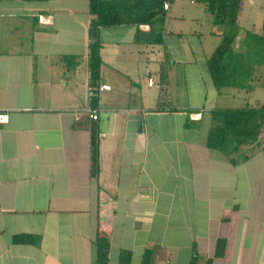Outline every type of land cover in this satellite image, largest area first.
Wrapping results in <instances>:
<instances>
[{"label": "crops", "instance_id": "0c3cea01", "mask_svg": "<svg viewBox=\"0 0 264 264\" xmlns=\"http://www.w3.org/2000/svg\"><path fill=\"white\" fill-rule=\"evenodd\" d=\"M242 10L243 0L238 19ZM90 20L88 0H0V113L8 118L0 123V264H95L97 230L108 235L107 264L122 251L142 264L147 247L151 264H264V134L242 144L235 163L207 147L210 111L228 108L215 107L208 55L169 46L189 67L163 76L164 35L146 44L135 41V26L99 28V83L110 90L98 92L93 121L85 111ZM177 80L186 94L179 106L163 95ZM198 81L213 90L207 105L208 94L197 105L190 98ZM254 102L247 106L264 97ZM19 234L33 242L13 243Z\"/></svg>", "mask_w": 264, "mask_h": 264}, {"label": "trees", "instance_id": "16d2710c", "mask_svg": "<svg viewBox=\"0 0 264 264\" xmlns=\"http://www.w3.org/2000/svg\"><path fill=\"white\" fill-rule=\"evenodd\" d=\"M33 1V0H27ZM41 1V0H36ZM164 0H88L89 23L88 72L89 87H97L99 83L101 42L98 30L103 27L131 25L137 28L135 41L146 44L161 43V33L156 30V24L163 22V14L168 11L162 8ZM174 0H169V4ZM242 0H193L190 3H200L204 11L211 17L213 26H220L222 31L216 46L206 58L208 72L215 90L221 93L226 88L253 90L264 87V78H256L257 67L264 66V6L261 32L245 30L240 42L241 51L235 50L239 29L238 15ZM189 2V1H188ZM147 25L148 31L140 26ZM73 64H70L72 66ZM98 93L89 98L90 106L97 107ZM211 126L206 145L220 151L235 163L234 154L238 148L248 142L259 141L264 134V105L245 108H213L210 111ZM96 127L90 128V174L99 173V137ZM97 178V177H93ZM34 237L19 234L13 237V243H32ZM95 264H107L108 235L97 230L95 236ZM219 248V244H218ZM217 248L216 255L219 254ZM153 250L147 247L143 254L142 264H151ZM130 253L122 251L118 264H130ZM190 264H197L193 258Z\"/></svg>", "mask_w": 264, "mask_h": 264}, {"label": "rangeland", "instance_id": "374dc122", "mask_svg": "<svg viewBox=\"0 0 264 264\" xmlns=\"http://www.w3.org/2000/svg\"><path fill=\"white\" fill-rule=\"evenodd\" d=\"M263 6L264 0H243V10L238 19L239 36L242 35L246 29L251 31L257 30V32L261 31L260 22L263 17ZM162 18L163 22L156 24V30L162 34L161 38L164 35L163 43L161 44L162 49L166 54L163 59V76L166 74L169 77H174L177 71L178 74H180L182 68L189 67V65H186L183 62L178 64V61H174L176 59H172L171 53L169 54V46L178 50V45H180L187 52H190V48H192L194 52L195 49L198 51L201 48L204 53L210 55L219 41L220 36L208 33V21L211 20V17L206 11H204V8L200 3H190L187 0H174L170 10L165 12ZM174 53L177 55L180 51ZM154 60L158 64L159 61H162L158 55L154 57ZM150 63L151 62L149 61V64ZM195 65L197 67L203 65L201 57L196 60ZM157 76L159 77V75ZM256 78H264V66L257 67ZM179 81L177 80V82ZM173 82L174 81L170 82V86H168L167 83L165 84L163 95L172 98L173 104L179 106L185 101L186 94L184 93L180 82L176 86H174ZM253 83L256 87L251 91L236 88L223 89L222 93L219 94V97H216L215 99V107L224 106L238 109L245 107L255 108L256 105L247 106V104L250 102H252L251 104L258 102H254L255 99L261 100V97H264V88L258 86V81H254ZM193 86L192 89H194V92L190 97L191 100H193V103L195 105L199 104L208 94L205 101L207 105L209 100L212 99L210 97L213 95V90H208L207 85H205L204 88L203 84L199 81L196 84H193ZM168 87L169 89H167ZM206 89L208 90V93Z\"/></svg>", "mask_w": 264, "mask_h": 264}, {"label": "built area", "instance_id": "2783aa9c", "mask_svg": "<svg viewBox=\"0 0 264 264\" xmlns=\"http://www.w3.org/2000/svg\"><path fill=\"white\" fill-rule=\"evenodd\" d=\"M189 2H192L193 0H187ZM162 8L164 10H168L170 8V4H169V0H164L163 3H162ZM41 22H42V17H39V19ZM148 85H152L153 84V81L152 79H149L148 80ZM103 90H110V86L109 85H105V84H99L96 88L94 87H89L88 88V97L91 98L93 96H95L99 91H103ZM86 114L88 115V117L91 119V120H97L98 118V113H97V109L96 108H93L92 106H88L86 109ZM8 118H7V115L6 114H2L0 113V123H5L7 122Z\"/></svg>", "mask_w": 264, "mask_h": 264}]
</instances>
